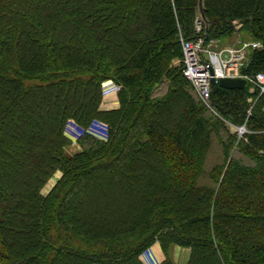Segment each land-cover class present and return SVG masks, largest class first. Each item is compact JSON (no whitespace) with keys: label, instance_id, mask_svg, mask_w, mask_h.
<instances>
[{"label":"trees","instance_id":"trees-1","mask_svg":"<svg viewBox=\"0 0 264 264\" xmlns=\"http://www.w3.org/2000/svg\"><path fill=\"white\" fill-rule=\"evenodd\" d=\"M200 3L0 0V264H264V94L214 84L209 108L175 65L200 16L264 73V0Z\"/></svg>","mask_w":264,"mask_h":264},{"label":"built area","instance_id":"built-area-1","mask_svg":"<svg viewBox=\"0 0 264 264\" xmlns=\"http://www.w3.org/2000/svg\"><path fill=\"white\" fill-rule=\"evenodd\" d=\"M195 40H181L183 50V74L193 85L199 98L211 108L212 85L221 79H244L247 85L258 87L264 94V73L249 76L244 69L249 64V52L259 49V42H246L238 48H217L219 41H206V24L199 16L194 23ZM214 81V83H213Z\"/></svg>","mask_w":264,"mask_h":264},{"label":"rangeland","instance_id":"rangeland-1","mask_svg":"<svg viewBox=\"0 0 264 264\" xmlns=\"http://www.w3.org/2000/svg\"><path fill=\"white\" fill-rule=\"evenodd\" d=\"M219 41V40H217ZM241 36L239 35H235L234 37L226 40L225 42H218L217 48H226V47H232V48H238L240 47L241 44H243V42H241ZM246 42H251L250 40H245L244 43ZM175 65H183L182 61H175ZM182 67V66H181ZM119 86L116 87V85H114L113 82L111 81H107L104 86H103V101H102V109L104 110H110L113 108H118L119 107V102H118V91H119ZM256 89H258L257 86L252 85L250 91L254 92L256 91ZM116 103V107H110V105H112V103ZM253 107V106H252ZM252 107L249 110V115L251 114L252 111ZM68 136L75 142H77L78 137L81 135V131L80 129H78L77 127H74V125L70 124L68 127ZM89 132L92 133L93 135L99 137V138H106V130L105 128L98 124L95 123V125L89 129ZM231 132L232 133H237L239 137H242L245 133L248 132L247 128L242 126V127H233L231 126ZM213 147H212V156L215 155V157H218L219 154H217L216 149H217V144L218 141L217 139L214 140L213 143ZM80 151V147L77 145V143H74L72 146L69 147L68 152L69 154H74L76 152ZM212 160V159H210ZM61 173L58 172L50 181L49 183L45 186L44 190H43V194L47 195L48 192L52 189V187L57 183V181L61 178ZM161 250V249H160ZM158 250L155 247L151 248L150 250H148L143 256H142V260L144 262V264H159L162 259H163V254L161 253V251ZM172 259L174 261L175 264H187L188 260H189V256H190V251L187 249H182V248H174L172 253H171Z\"/></svg>","mask_w":264,"mask_h":264},{"label":"water","instance_id":"water-1","mask_svg":"<svg viewBox=\"0 0 264 264\" xmlns=\"http://www.w3.org/2000/svg\"><path fill=\"white\" fill-rule=\"evenodd\" d=\"M202 10V0L200 3ZM214 83V81H213ZM219 86L228 90L231 89H245L247 87V81L244 79H221L219 81Z\"/></svg>","mask_w":264,"mask_h":264},{"label":"crops","instance_id":"crops-1","mask_svg":"<svg viewBox=\"0 0 264 264\" xmlns=\"http://www.w3.org/2000/svg\"><path fill=\"white\" fill-rule=\"evenodd\" d=\"M241 46V45H240ZM116 105V103H112V105H110V107L112 108V107H114ZM116 107V106H115Z\"/></svg>","mask_w":264,"mask_h":264}]
</instances>
